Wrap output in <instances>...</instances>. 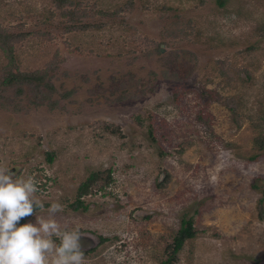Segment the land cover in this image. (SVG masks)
<instances>
[{
    "label": "rangeland",
    "instance_id": "374dc122",
    "mask_svg": "<svg viewBox=\"0 0 264 264\" xmlns=\"http://www.w3.org/2000/svg\"><path fill=\"white\" fill-rule=\"evenodd\" d=\"M67 1L0 0L18 69L46 75L41 104L0 90V165L44 203L25 223L58 202L85 264H162L193 218L173 264H264V0Z\"/></svg>",
    "mask_w": 264,
    "mask_h": 264
},
{
    "label": "clouds",
    "instance_id": "9594fccd",
    "mask_svg": "<svg viewBox=\"0 0 264 264\" xmlns=\"http://www.w3.org/2000/svg\"><path fill=\"white\" fill-rule=\"evenodd\" d=\"M37 191L34 177H17L0 165V264H85L79 229L62 227L55 218L60 203H52L47 216L37 215L35 224L17 226L36 208L44 209Z\"/></svg>",
    "mask_w": 264,
    "mask_h": 264
},
{
    "label": "trees",
    "instance_id": "16d2710c",
    "mask_svg": "<svg viewBox=\"0 0 264 264\" xmlns=\"http://www.w3.org/2000/svg\"><path fill=\"white\" fill-rule=\"evenodd\" d=\"M67 0H61L59 7L68 4ZM18 41L17 36L8 34L0 30V49L6 54L7 64L0 74V90L3 92L13 91L14 96L20 98L26 96L32 104L37 105L45 101L44 95L38 90L41 81L46 80V75L42 72L23 73L18 69L16 58L13 52V43ZM34 92V93H33ZM35 94V95H34ZM225 105L233 113L234 121L239 126L242 125V119L239 113V104L231 99H227ZM256 127L261 130L259 136L255 139V146L264 149V118L257 122ZM53 159L49 157V161ZM113 182L112 170L93 173L88 177L87 181L83 183L78 190L77 202H75L74 209L83 207L81 198L84 195L91 194L93 191H104ZM85 208V207H84ZM39 209L36 208L35 211ZM260 216L263 217V209L259 207ZM31 216L22 218L17 226L23 225ZM197 231L195 229L194 219H183L181 227L174 232L172 241L166 247L167 258L162 264H173L178 261V255L183 249L188 240L195 239ZM105 241V239H102Z\"/></svg>",
    "mask_w": 264,
    "mask_h": 264
},
{
    "label": "water",
    "instance_id": "95a60500",
    "mask_svg": "<svg viewBox=\"0 0 264 264\" xmlns=\"http://www.w3.org/2000/svg\"><path fill=\"white\" fill-rule=\"evenodd\" d=\"M86 242V238L84 236H81L80 238V245H81V248L84 246L83 243Z\"/></svg>",
    "mask_w": 264,
    "mask_h": 264
}]
</instances>
